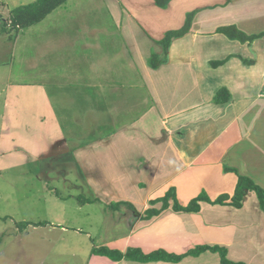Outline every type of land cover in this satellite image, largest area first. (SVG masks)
Instances as JSON below:
<instances>
[{"label":"crops","instance_id":"crops-1","mask_svg":"<svg viewBox=\"0 0 264 264\" xmlns=\"http://www.w3.org/2000/svg\"><path fill=\"white\" fill-rule=\"evenodd\" d=\"M90 1L94 0H68L42 22L26 29L37 39L22 42L24 37L18 36L12 51L26 52L17 60L25 77L14 78L20 79L15 93L33 96L39 92L46 104L53 106L52 113H69L74 120L80 119L76 115L81 113L90 116L92 123L108 117L105 136L88 141L78 136L81 127L76 135L77 126L70 120L61 135L68 145H76L70 153L94 193L95 200L88 206L98 207L101 217L92 220L97 226L93 236L82 227L72 228L69 235L60 223H48L38 236L28 233L39 227H27L12 234L10 242L27 234L30 237L22 242L35 240L40 247L27 243L15 254L10 249V258H25L23 264H35V259H41L40 264H76L83 258V264H221L219 254L210 251L185 256L176 263L113 261L92 252L107 248L124 253L133 248L145 255L163 251L180 256L205 246L225 249L233 263L264 264V212L254 192L246 193L239 209L200 202L196 213L175 212L170 198L166 210L148 220L142 218L147 210H159L162 202L158 200L169 192L181 206L201 194L211 201L220 195L231 197L238 175L264 190V36L248 45L216 33L218 28L230 25L247 35L264 33V11L259 12L264 0H237L240 8L248 7L249 14L243 16L239 11L237 17L228 14L235 0H173L165 10L154 7L152 0H95L101 4L98 13L102 21L83 26L78 20L86 5L71 3ZM199 8L189 33L171 42L167 63L151 69L147 63L151 49L161 55L157 41L172 28L156 21L150 25L155 29L147 28L139 19L147 10L161 17L173 15L177 23L174 27L179 28L187 13ZM211 16L216 20L211 21ZM112 17L123 34L120 58L108 54L106 46L113 35L100 36L114 27L106 25ZM82 48L98 51L91 55L90 65L82 69L83 75L89 76L79 72L71 78L70 72L74 74L79 63L75 54ZM68 52L74 56L71 62L65 59ZM105 55L107 70L101 68ZM218 62L223 63L216 66ZM120 63L123 72L114 75ZM131 81L139 83L143 92L134 100L116 91L128 94ZM81 82L89 83L81 86ZM222 89L229 93V100L214 104L216 93ZM115 93L120 101L128 98L133 106L120 112L119 118L115 108H107L108 115L98 110L104 101L111 103ZM81 107L84 110L78 111ZM93 125L92 129H98ZM111 212L118 217L107 229L104 225L111 219ZM56 230L60 235L52 234ZM80 232L96 241L85 252L81 250L85 246H81Z\"/></svg>","mask_w":264,"mask_h":264},{"label":"rangeland","instance_id":"rangeland-1","mask_svg":"<svg viewBox=\"0 0 264 264\" xmlns=\"http://www.w3.org/2000/svg\"><path fill=\"white\" fill-rule=\"evenodd\" d=\"M33 1L35 0H0V16L7 18L11 9ZM71 4L86 5L82 7L83 13L80 14V19L78 20L83 26L93 25L95 22L102 21V17L98 13V11L100 13L102 11L99 1ZM239 11H242L243 16L249 15L248 7L243 6L240 8L239 2L235 0L232 8L228 10V14L232 17H237L239 16ZM261 11H264V8L259 7V12ZM172 17L173 15L161 17L147 10V14L139 20L147 28L155 29L154 26L150 25L156 21V24L164 22L166 27L172 28L169 31L180 29L183 25L179 28L174 27L177 23L176 19L172 20ZM210 20L215 21L216 17L211 16ZM106 25L114 27L111 30L107 29L108 31L100 36L113 35L110 45L106 46L109 49L108 54L111 53L120 58L123 52V46L120 43L123 37L120 32V25L117 19L115 20L114 18L110 19ZM22 31H24L23 34ZM22 31L17 35V37H24L20 41L27 42L37 39L36 34L26 31V29ZM15 40H9L5 36L0 37V236H2L0 251L2 249L7 251L0 253V264H23L25 258H10V249H14L13 254H15L18 249L26 248L27 243L28 246L32 245L36 249L40 247L41 243L35 240L27 243L22 242L25 237H30L27 234L22 235L12 243L10 242L12 239L10 236L23 231L26 228L24 226L26 223L38 225L36 226L39 227L37 228L38 230L32 231L30 229L28 233L29 235L33 234V236L44 233L41 229H46L45 227L48 223L64 224L69 235L73 233L72 228L80 229L82 227L84 228L83 231L93 236V231L97 226L92 220L101 217L98 207L88 206V203H92L95 200L94 193L78 169L75 158L70 153L71 148L76 145L73 142L68 145L67 140H62L61 135L68 128L69 120L70 123L77 126L76 135H78V127H81L78 136L87 137L86 140L88 141L90 138L105 136L109 130L104 128L109 123L108 117L106 118L107 120L99 118L97 122L92 123L89 119L90 116H87V114L85 116L84 113H81L76 115L80 119L75 118L74 120L73 115L57 111L58 108L56 106L55 111H57V114L52 113L54 110L53 106L46 104V99L39 92L34 93L33 96L22 91L15 93L16 82H19L20 79L15 80L14 78L25 77L20 72V64L17 63V60L20 55H26L25 50L12 51V43ZM97 51L84 48L78 50L75 57L78 58L79 63L75 65L76 72L74 74L70 72L69 77L74 78L79 72H81L83 77H88L89 75H83L82 69L90 65L91 55H95ZM153 53L154 49H151L150 55ZM65 55L66 62H71L72 57H74L73 54L68 52ZM97 59L101 60L100 57ZM105 59H107L106 55L101 60V64H103L101 68L103 70H107ZM122 72L120 63V69L114 75H121ZM7 77H11V81ZM87 83L89 82L78 84L82 86ZM38 84L41 85V83ZM139 86V83L131 81V88L128 89V94H124L121 89L116 91L117 94L124 95V98L126 97L125 95H129V98L134 100L139 98L137 94L143 96L142 88H139ZM117 94L115 93L110 99L111 103L107 100L100 104L98 110L107 114L105 113L106 109L113 108V110L116 109L119 112L118 118L122 117L120 112L125 111V109L127 111L133 106H130L128 98L120 101L116 97L118 96ZM77 110L83 111L84 108L81 107ZM126 114L127 112L123 119ZM85 119L88 121L87 123L84 122ZM93 124L98 125L96 126L98 129H92L91 126L95 127ZM69 132L72 133L70 130ZM79 199L86 200V202L82 203ZM110 216L111 219L104 225L109 227L107 229L111 228L110 221H115L118 217L113 212H111ZM88 219L90 222L86 223L85 220ZM52 234L57 236L60 235V232L56 230ZM79 237L82 242L81 246H85L81 248L83 252L87 250V246L96 242L94 240L90 241V237L82 232H80ZM83 259H77L76 264H83ZM35 260V264H40L39 262L42 261L41 259ZM46 261L48 262L49 260L46 259ZM65 264H70V262L67 261Z\"/></svg>","mask_w":264,"mask_h":264},{"label":"trees","instance_id":"trees-1","mask_svg":"<svg viewBox=\"0 0 264 264\" xmlns=\"http://www.w3.org/2000/svg\"><path fill=\"white\" fill-rule=\"evenodd\" d=\"M67 1L68 0H35L31 3L11 9L7 18L3 17L0 20V36L7 35L9 40L16 39L20 31L39 24L55 9H57ZM152 1L157 8L161 10H165L168 8L169 4L173 0H152ZM200 10L201 9H195L190 13H187L185 22L180 29L166 32L163 38L157 41V44L162 49V53L161 55H156L153 53L148 57L147 63L151 69L156 70L162 64L167 63L168 51L171 42L174 39L181 38L189 33L194 16ZM216 33L223 34L227 39L231 41H238L241 44L247 43L248 45H251L255 40L264 36V33L246 35L244 32L240 31L234 25L220 27L216 30ZM222 63L223 62H218L215 65L217 66ZM243 63L248 64L249 62L247 63L246 61L245 62L243 61ZM229 98L230 95L227 92V90L222 89L216 93L213 99V103L214 104L226 103L229 100ZM247 192L255 193L257 200L259 202V207L261 211L264 212V190L258 185H256L251 179L238 175L236 188L234 194L231 197L229 195H220L217 199L211 201L204 194H201L198 197L192 199L188 203V205L181 206L175 199L173 192L171 193L169 192L163 198L158 200L162 202V206L159 210H154V209L147 210L145 214L142 216V218L148 220L160 214L162 211L166 210L168 207H170L169 204L170 198L172 199L171 209L175 212L196 213L199 211L200 202H206L211 205H228L236 209H239L242 206L243 197L246 195ZM79 201L82 203L86 202V200L84 201L80 199ZM24 226H26L27 228L31 226L36 227L38 225L26 223L24 224ZM1 239L2 236L0 237V242ZM204 251L218 253L221 264H242V263H233L229 261L226 257V250L219 247H205V246L196 247L195 249L190 250L186 254L180 256L167 255L163 251H155L153 253L145 255L139 249H133V248L127 249L126 252L124 253H121L116 250H109L107 248L94 249L92 252L93 254L106 256L113 261H120L125 259L130 261H136L139 263H146L152 261H165V262L176 263L179 262L185 256L196 257Z\"/></svg>","mask_w":264,"mask_h":264},{"label":"built area","instance_id":"built-area-1","mask_svg":"<svg viewBox=\"0 0 264 264\" xmlns=\"http://www.w3.org/2000/svg\"><path fill=\"white\" fill-rule=\"evenodd\" d=\"M1 18H2V17L0 16V20H1Z\"/></svg>","mask_w":264,"mask_h":264}]
</instances>
